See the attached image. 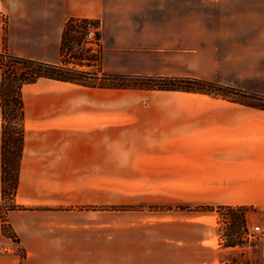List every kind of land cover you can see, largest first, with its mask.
I'll use <instances>...</instances> for the list:
<instances>
[{"label":"crops","instance_id":"1","mask_svg":"<svg viewBox=\"0 0 264 264\" xmlns=\"http://www.w3.org/2000/svg\"><path fill=\"white\" fill-rule=\"evenodd\" d=\"M71 18L100 21V60L91 65L98 75L190 76L264 95V0H0V52L61 63ZM23 99L11 200L29 208L7 214L18 241L0 218V264H23L19 248L26 264H117L118 188L179 207L156 217L168 230L154 244L146 232L127 233L132 264H264L247 232L243 242L224 243L214 232L175 230L183 219L213 218L198 206L264 209V109L51 78L25 84ZM2 173L0 106V201ZM124 220L133 229L147 218ZM147 250L156 263L143 258Z\"/></svg>","mask_w":264,"mask_h":264},{"label":"trees","instance_id":"2","mask_svg":"<svg viewBox=\"0 0 264 264\" xmlns=\"http://www.w3.org/2000/svg\"><path fill=\"white\" fill-rule=\"evenodd\" d=\"M89 22L96 20L87 18H71L66 23L61 53V63H49L31 58L16 56L4 50L0 52V68L3 78L0 83V106L3 114V173L2 193L0 201V218L2 219L5 235L18 241V236L8 222L7 214L13 209H27L29 207L12 201L19 184L20 163L24 150L25 124L23 87L25 84L36 82L40 78L68 81L90 86L127 87L136 86L147 89L179 90L208 94L248 106L264 109V95L248 92L236 87L190 76L170 75H102L92 77L93 73L81 69L85 65L91 66L94 57L90 50L85 48L81 52L71 51L69 55L79 53L77 57L64 59L66 50H72L73 44L82 46V29ZM75 52V53H74ZM10 120H13L11 122ZM10 198L11 201H8ZM218 207L234 209L231 205L198 206L192 210L215 211ZM244 210V221L247 220V206H239ZM246 233V232H245ZM241 239V237H240ZM23 264H26V255L22 254Z\"/></svg>","mask_w":264,"mask_h":264},{"label":"rangeland","instance_id":"3","mask_svg":"<svg viewBox=\"0 0 264 264\" xmlns=\"http://www.w3.org/2000/svg\"><path fill=\"white\" fill-rule=\"evenodd\" d=\"M96 22L100 26V21L96 20ZM82 49H84L83 45L79 46L77 43H74L72 50H66L64 59L79 56V53L72 54V56L69 55V53H71V51L81 52ZM90 55L93 56L91 53ZM79 68L90 71L93 73L91 76L94 78L96 76L102 78V75L97 74L96 68L87 65ZM10 121L13 122V120ZM128 195L129 194L118 188L117 205L113 209V213H111V215H116L118 217L117 251L115 257L117 264H132L134 263V259L138 258L134 257L132 253H126L125 242L127 241L126 239L128 232L139 231L148 233L149 235L147 239L144 240V242H146L148 245H152L156 241V233L168 230L167 226L163 227L162 225L157 224L156 217L163 215L164 213L173 215L172 210L179 209V207L157 204L156 202L147 201L145 199H141L140 197L133 198ZM8 201H11L10 198ZM181 208L183 209L184 207ZM204 212L213 215V218L206 219V222L204 223L188 222L187 219H183V221L178 224L175 230H179L184 233H191L194 235L203 234L206 232H214L224 240V243H233L243 242L240 237L242 238L245 232H248L250 226L254 224H262L264 226V209H258L257 207H247L246 222L244 221L243 217L244 210L239 206H236L234 209L218 207L215 211L206 210ZM128 216L144 217L147 218V220H145L144 223H140L137 226L138 228L131 229L124 220V218ZM170 230H172V228H170ZM253 243L257 245L258 248L264 249V240L259 239V237H254ZM19 251L22 254L24 252L22 248H19ZM100 258L104 259L106 257ZM143 258L152 263H156L158 261L155 253H153L151 250H147L146 253L143 254Z\"/></svg>","mask_w":264,"mask_h":264},{"label":"built area","instance_id":"4","mask_svg":"<svg viewBox=\"0 0 264 264\" xmlns=\"http://www.w3.org/2000/svg\"><path fill=\"white\" fill-rule=\"evenodd\" d=\"M83 42L82 45L89 49L91 54L94 56L92 60V65L96 66L100 60V50H101V32L100 26L96 23L89 22L85 28L82 29ZM97 74L98 71H96ZM249 239L254 241V237L264 240V226L262 224H254L249 227L247 232ZM253 238V239H252Z\"/></svg>","mask_w":264,"mask_h":264}]
</instances>
